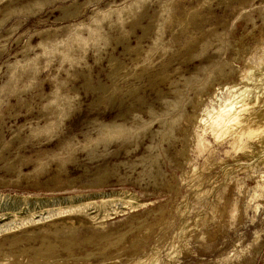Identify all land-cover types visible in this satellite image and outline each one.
I'll use <instances>...</instances> for the list:
<instances>
[{"label":"rangeland","instance_id":"rangeland-1","mask_svg":"<svg viewBox=\"0 0 264 264\" xmlns=\"http://www.w3.org/2000/svg\"><path fill=\"white\" fill-rule=\"evenodd\" d=\"M0 264H264V0H0Z\"/></svg>","mask_w":264,"mask_h":264}]
</instances>
